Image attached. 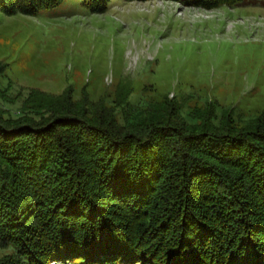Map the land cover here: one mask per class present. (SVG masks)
<instances>
[{"label": "trees", "instance_id": "1", "mask_svg": "<svg viewBox=\"0 0 264 264\" xmlns=\"http://www.w3.org/2000/svg\"><path fill=\"white\" fill-rule=\"evenodd\" d=\"M64 0H0L36 15ZM90 13L109 0H80ZM205 9L264 0H174ZM3 65L0 64V74ZM0 108V264H264V112L67 88ZM121 97V98H120Z\"/></svg>", "mask_w": 264, "mask_h": 264}, {"label": "rangeland", "instance_id": "2", "mask_svg": "<svg viewBox=\"0 0 264 264\" xmlns=\"http://www.w3.org/2000/svg\"><path fill=\"white\" fill-rule=\"evenodd\" d=\"M0 64V108L12 116L32 90L69 88L108 107L117 94L142 107L167 96L183 116L211 102L243 124L264 112V6L109 0L90 13L64 0L36 15L0 12ZM11 252L0 247V259Z\"/></svg>", "mask_w": 264, "mask_h": 264}]
</instances>
